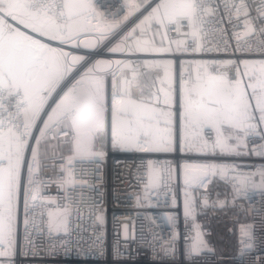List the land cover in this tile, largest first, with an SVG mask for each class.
Masks as SVG:
<instances>
[{"label": "snow or ice", "instance_id": "obj_1", "mask_svg": "<svg viewBox=\"0 0 264 264\" xmlns=\"http://www.w3.org/2000/svg\"><path fill=\"white\" fill-rule=\"evenodd\" d=\"M212 3L214 0H125L127 13L122 19L109 21L98 11L96 0H0V257L13 254L17 247L21 201L24 247H32L29 217H33L34 226L38 207L41 216L47 213L49 236L68 232L71 195L67 197L69 205L63 207L39 195L42 146L45 159H57V149L70 152L68 165L78 158L99 163L109 147L143 153H168L178 148L182 153L205 156L211 150L212 156L253 154L264 158V143L252 148L251 153L242 150L247 149L249 136L264 141V59L195 61V75L189 72L185 77L181 71L178 88L173 86L172 60H145V66L164 70L168 84L167 89L153 91L155 82L142 83L131 60L92 61L65 50V46L97 50L140 13L143 18L108 52L132 51L131 45L125 47L130 39L137 51L171 52V47H156L154 37L163 33V39L172 26L177 33L182 27L188 28L182 35L195 45L193 51L202 49L201 42L209 31L219 33L216 47L206 50L221 51L222 45L227 52L230 44L224 28L205 27L223 24L217 16L218 6ZM222 3L230 24L233 14L237 22L243 17L244 32L233 31L237 40L234 53L264 55V0H251L256 5L254 17L248 0ZM137 30L139 38L134 36ZM149 32L153 38L144 39ZM252 35L261 37L255 47L247 40V46L241 45L242 36ZM174 43L177 52L188 51L186 40ZM126 69L131 71V78ZM109 75L110 94L106 84ZM213 133L215 138L210 143L205 136ZM50 135L63 139L52 145L48 143ZM49 148L51 157L47 155ZM156 163L148 161L145 199L160 180ZM253 167L254 171L241 170ZM61 171L66 175L60 178L59 187L75 183L70 167L61 166ZM166 171L171 174V167ZM182 174L186 220L190 216L195 219L196 211L195 199L187 189H206L216 177L230 184L231 200L215 201L213 207L235 208L237 201L251 200L256 191L264 195V165L186 162ZM203 204L208 206L207 196ZM97 220L103 223V216ZM168 220L173 221V217ZM193 227L195 235L186 248L190 254H200L208 246L199 225ZM251 239V225H241L240 243L245 249L251 246ZM68 243L62 241L61 246ZM56 246L53 243L52 248ZM31 254L37 255L35 251Z\"/></svg>", "mask_w": 264, "mask_h": 264}, {"label": "built area", "instance_id": "obj_2", "mask_svg": "<svg viewBox=\"0 0 264 264\" xmlns=\"http://www.w3.org/2000/svg\"><path fill=\"white\" fill-rule=\"evenodd\" d=\"M239 2V0H237ZM250 4V15L256 16L255 4ZM258 3V0H257ZM98 11L104 13L106 20L122 19L127 13L125 0H96ZM213 7L218 6L217 16L222 19L223 24L205 25L206 29L223 27L230 47L227 52L207 51L214 49L217 45L219 33L208 32L202 40V49L193 51L195 47L182 33L188 28L182 27L177 33L175 26L168 30L166 37L161 35L154 37L156 47H171V52H141L135 49V41L130 39L127 45L132 46V51L110 53L109 47L114 46L142 19L138 13L125 25L117 30L114 37L105 41L97 50L85 49L82 46L72 48L65 46V50H71L78 55L95 59L131 60L136 68L140 81L151 84L155 82L153 91L159 88L167 89L168 84L164 81V70L162 68L148 67L144 61L172 60L175 71L173 86L178 88L179 75L183 71L185 77L191 72L195 75V61L198 60H222V59H264L259 52L234 53L237 40L233 37V31L243 33V17L239 22L233 14L230 24L224 12L222 0H214ZM143 12V10H142ZM113 14H115L113 16ZM143 14H146L144 12ZM214 20L215 18L209 17ZM233 25H237L235 28ZM257 28L260 24H255ZM139 38V30L134 34ZM153 38L149 32L144 39ZM261 37L252 35L241 37V45L245 40L255 47ZM186 40L188 51H176L174 41ZM99 53V54H97ZM183 62V64H182ZM131 78V71L125 70ZM221 71H225L221 69ZM162 81H164L162 83ZM107 90L111 92V75L107 77ZM215 134L205 136L211 143ZM62 136L48 137V143L59 144ZM234 141H230L233 143ZM247 149L251 153L252 148L261 141L259 137L249 136L246 140ZM208 155H199L196 152H180L177 148L174 152L143 153L135 151L105 150V156L99 163L88 159H76L68 165L67 160L71 155L66 150L61 152L57 149V159H45V149L42 146L41 168L38 179L42 181L39 195L47 200L51 198L61 207L69 205L67 197L71 195V214L68 217V232L59 236H49L47 229V213L40 215L41 209L35 210V225L33 217L30 216L29 233L31 235L32 247H24L23 227V204L21 201V220L18 233L17 247L13 254L0 257V264H264V195L259 191L252 193L251 200H239L236 207H226L221 210L213 207V202L218 200H231V186L221 180L214 178L213 183L206 189L193 186L187 191L195 199V219L191 216L186 220L184 217L185 185L183 182L182 166L184 163H217L229 165H264V158L253 154L212 156L211 150ZM218 152V150H217ZM47 155L51 157V149H47ZM156 163L161 175L157 187L152 188L145 199V185L147 184L148 161ZM61 166L70 167L75 183L59 187L60 178L66 174L61 171ZM169 166L171 174L166 171ZM243 171H254L255 168H241ZM216 182L222 184V194L217 195ZM207 196L209 205L205 207L201 201ZM139 197V199H138ZM41 201L38 200L37 204ZM49 208L55 205L48 204ZM97 216H103V223L97 220ZM172 216L173 221L168 217ZM215 223L224 225V234L234 238L233 252L228 239L222 243L221 251L215 240ZM194 224L199 225L203 239L207 243L200 254H190L186 245L192 243L191 237L195 235ZM241 225H251L252 239L248 241L250 247L244 248L240 243ZM178 236V238H177ZM188 238V239H186ZM62 241H68V245L61 246ZM56 243L55 249L52 248ZM175 249L172 251L171 249ZM243 249V251H242ZM35 251L37 255H32ZM29 253L25 255L24 253Z\"/></svg>", "mask_w": 264, "mask_h": 264}, {"label": "rangeland", "instance_id": "obj_3", "mask_svg": "<svg viewBox=\"0 0 264 264\" xmlns=\"http://www.w3.org/2000/svg\"><path fill=\"white\" fill-rule=\"evenodd\" d=\"M20 220H21V213H20ZM218 224H219V223H215V224H214V228H215V229H219L220 226H219ZM19 227H20V224H19ZM222 230H223L222 233L218 234V236L215 238V240H216V244H217V246H218V252L221 251L222 243H223V241L226 240V239L229 240V242H230V244H231V248H230V250L233 252V249H234V238L232 239V237H227V236H225V234H224V225H223V229H222ZM18 233H19V228H18Z\"/></svg>", "mask_w": 264, "mask_h": 264}, {"label": "trees", "instance_id": "obj_4", "mask_svg": "<svg viewBox=\"0 0 264 264\" xmlns=\"http://www.w3.org/2000/svg\"><path fill=\"white\" fill-rule=\"evenodd\" d=\"M215 186H216V189H217V193L219 194V195H221L222 194V184L220 183V182H216L215 183ZM220 227H219V229H216V234H215V238L218 236V234H220V233H222V229H223V224H218Z\"/></svg>", "mask_w": 264, "mask_h": 264}, {"label": "water", "instance_id": "obj_5", "mask_svg": "<svg viewBox=\"0 0 264 264\" xmlns=\"http://www.w3.org/2000/svg\"><path fill=\"white\" fill-rule=\"evenodd\" d=\"M201 203H202V205H204V204H203V200L201 201ZM208 205H209V204H208Z\"/></svg>", "mask_w": 264, "mask_h": 264}]
</instances>
